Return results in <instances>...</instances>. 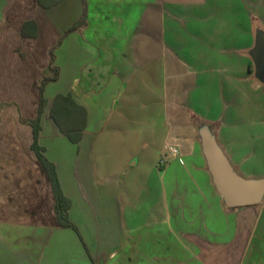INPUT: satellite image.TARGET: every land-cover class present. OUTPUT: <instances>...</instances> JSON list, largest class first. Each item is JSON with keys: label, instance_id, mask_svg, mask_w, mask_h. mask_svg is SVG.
<instances>
[{"label": "crops", "instance_id": "0c3cea01", "mask_svg": "<svg viewBox=\"0 0 264 264\" xmlns=\"http://www.w3.org/2000/svg\"><path fill=\"white\" fill-rule=\"evenodd\" d=\"M87 1L86 24L55 51L60 75L46 87L40 135L76 231L58 223L33 130L21 119L37 116L50 50L80 20L83 2L44 9L38 0H0V264H264V199L226 206L200 136L208 126L238 174L264 178V83L253 58L264 0ZM27 21L37 37L22 35ZM153 66L164 93L156 133L170 163L162 173L151 168L136 192L124 186L126 173L100 167L95 140L134 77L142 91ZM68 93L88 110L79 144L50 118L56 96ZM168 147L178 151L172 160Z\"/></svg>", "mask_w": 264, "mask_h": 264}, {"label": "rangeland", "instance_id": "374dc122", "mask_svg": "<svg viewBox=\"0 0 264 264\" xmlns=\"http://www.w3.org/2000/svg\"><path fill=\"white\" fill-rule=\"evenodd\" d=\"M155 68L147 71L148 81L142 91L137 80L140 76L134 77L116 112L108 120L105 134L95 140L100 167H116L117 172L126 173L124 186L131 182L136 192H139L141 177H145L151 168L156 166L159 173L164 171L160 160L166 158L161 148L162 134L156 133L163 128L165 117L162 72ZM143 142L149 146L143 147Z\"/></svg>", "mask_w": 264, "mask_h": 264}, {"label": "trees", "instance_id": "16d2710c", "mask_svg": "<svg viewBox=\"0 0 264 264\" xmlns=\"http://www.w3.org/2000/svg\"><path fill=\"white\" fill-rule=\"evenodd\" d=\"M60 0H38V4L44 8H50L57 5ZM84 10L82 17L78 22L73 24L67 29L58 44L50 50V64L49 71L52 72L51 76H44L38 89H39V106L37 116L34 118H22L24 124L29 125L33 130V142L31 145L32 151L35 153L38 162L46 172L48 179L51 183L52 190L55 198V213L58 223L63 228H72L79 231L77 226L71 221L70 209L72 207V201L66 196L60 178L57 172V167L46 155V149L40 144V135L42 132V117L45 112V108L48 105V99L45 96V90L50 82L57 81L60 75V69L55 65L56 62V49L61 45L64 38H66L72 32L82 28L86 24L87 20V1L82 0ZM22 35H30L37 37L38 25L35 21H27L22 27ZM50 118L60 129L61 133L67 136L73 143L79 144L82 140L88 123V110L85 106L79 104L74 98L72 93L67 95L58 94L54 99L50 110ZM94 264H102L95 262Z\"/></svg>", "mask_w": 264, "mask_h": 264}, {"label": "water", "instance_id": "95a60500", "mask_svg": "<svg viewBox=\"0 0 264 264\" xmlns=\"http://www.w3.org/2000/svg\"><path fill=\"white\" fill-rule=\"evenodd\" d=\"M256 77L264 83V35L260 34L253 52ZM202 146L208 169L218 193L228 207L254 205L264 199V178L246 179L230 163L215 135L208 126L200 129Z\"/></svg>", "mask_w": 264, "mask_h": 264}, {"label": "built area", "instance_id": "2783aa9c", "mask_svg": "<svg viewBox=\"0 0 264 264\" xmlns=\"http://www.w3.org/2000/svg\"><path fill=\"white\" fill-rule=\"evenodd\" d=\"M167 150L171 154V160L178 155V151L174 147H168ZM169 163H170V159L162 158L160 160V166L161 167H166L169 165Z\"/></svg>", "mask_w": 264, "mask_h": 264}]
</instances>
